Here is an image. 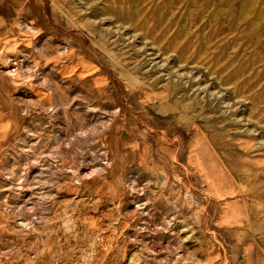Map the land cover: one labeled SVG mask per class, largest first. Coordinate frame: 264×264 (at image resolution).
<instances>
[{"label":"rangeland","instance_id":"obj_1","mask_svg":"<svg viewBox=\"0 0 264 264\" xmlns=\"http://www.w3.org/2000/svg\"><path fill=\"white\" fill-rule=\"evenodd\" d=\"M0 264H264V0H0Z\"/></svg>","mask_w":264,"mask_h":264},{"label":"bare ground","instance_id":"obj_2","mask_svg":"<svg viewBox=\"0 0 264 264\" xmlns=\"http://www.w3.org/2000/svg\"><path fill=\"white\" fill-rule=\"evenodd\" d=\"M86 170H87L86 168L80 170L81 176H85ZM145 205H147V204H145ZM196 219L197 218L194 219L195 222H196ZM197 223L199 224L200 222H197ZM152 255L156 257V256H159L160 253L157 250H153Z\"/></svg>","mask_w":264,"mask_h":264}]
</instances>
